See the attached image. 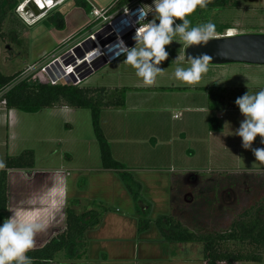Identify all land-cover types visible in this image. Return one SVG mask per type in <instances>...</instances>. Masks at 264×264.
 Instances as JSON below:
<instances>
[{
  "label": "crops",
  "instance_id": "0c3cea01",
  "mask_svg": "<svg viewBox=\"0 0 264 264\" xmlns=\"http://www.w3.org/2000/svg\"><path fill=\"white\" fill-rule=\"evenodd\" d=\"M122 57L105 65L114 64ZM173 60L159 65L164 71L153 86H146L132 77L122 83V73L117 81L112 76L106 83L95 86L126 89L124 105L103 108L99 125L113 159L141 185L143 203L139 205L140 210L144 212L149 205L150 220L173 213L171 182L174 174L183 176L182 186L194 184L191 181H195L193 176L202 170L199 161L203 157L205 161L209 155L211 160L214 157L221 173L227 170L264 171V162L257 161L251 149L242 147V139L233 135L244 119L241 113L229 111L225 116L214 118L223 124L220 127L216 122V131H210L209 113L213 111L207 107V91L212 87L264 89V66L209 65V71L198 84L187 85L176 79L177 63ZM180 60L182 66H189L184 59ZM178 90L185 94L179 95ZM191 91L194 94H188ZM79 111L55 107L28 113L41 122L39 131L35 132L30 120L21 116L23 112L8 110L0 103V124L5 126L6 134L1 145L6 147L7 156L19 143H29L35 163L37 149L42 160L40 166L34 163L30 177L23 170L7 172V211L0 213V226L15 212L25 222L46 225L35 237L36 242H41L49 239L55 229L64 228L67 205L77 214L106 205L110 208L104 206L106 211L100 225L86 233L88 262L123 264L140 259L142 262L162 260L160 263L164 264H187L189 260L169 258V250L178 243H167L153 223L137 234L133 202L115 173L102 170L101 163L99 166L87 163L85 167L74 169L72 163L64 162L61 154L68 146L79 150L81 146L93 148L94 143L97 144L95 137L90 138L89 134H63V125L72 127L76 119L85 117ZM54 125L60 129V134L50 132ZM260 140L257 136L252 148H259ZM70 154L67 157H71ZM197 156L199 161H193ZM229 162L232 167L224 165ZM73 171L86 172V177L79 178L76 184L75 177H70Z\"/></svg>",
  "mask_w": 264,
  "mask_h": 264
},
{
  "label": "rangeland",
  "instance_id": "374dc122",
  "mask_svg": "<svg viewBox=\"0 0 264 264\" xmlns=\"http://www.w3.org/2000/svg\"><path fill=\"white\" fill-rule=\"evenodd\" d=\"M17 1H19L18 5L21 4V6L17 12L15 11V18L23 27L19 28L18 38L16 40H12L9 36L10 25L5 24L1 28L0 72L3 75L11 76L17 73L19 74V80L26 79L29 83L33 84V78L38 72H41L44 66H49L52 63L59 66L72 62L76 63L75 57L80 55L82 57H80L77 63L83 66V71H86L84 74L92 72L93 75L90 74L82 80L75 81L74 85L78 87L102 85L111 80L110 77L112 76H115L117 81L118 77H121L119 76L120 73H122L123 77V80H121L123 81L122 83H125L124 81L130 77L143 81L142 78L137 77L135 69L123 62L125 59L124 55L116 63L104 65L97 70H94L95 67L99 66L102 63L101 61H103L101 55H98V59L92 60L85 66L83 64L84 61L82 62L81 59L85 57L84 53L88 54L92 52L94 44H92L90 38L93 35L97 38V41H101V44L111 39L108 33V25L106 24L108 18L120 16L128 8L153 5V0H135L120 7H117L120 0H85L91 6L89 13H85L82 8L76 6V0ZM28 3L36 6L41 14L35 16L29 5H27ZM54 14V18L58 14L61 15L62 25L58 26L60 21L57 18L49 20ZM97 14H99V17ZM101 15L103 17H100ZM192 16L195 17V26L200 23L212 21L216 26L226 25L231 29H235L234 32L237 35L264 33V0H237L234 6H232V1H230L229 5L224 9H198ZM152 18L153 16L150 13L148 19L150 20ZM132 37L131 34H127L124 37V41H127V46L135 43ZM176 39L179 40V37ZM5 45H9L12 48V55L9 56L7 54ZM184 48L185 46L182 41L180 43L174 41L170 46H166V50L169 52V58L164 62L175 60L178 56L183 60ZM79 79L81 78L79 77ZM178 92H180L179 95L185 94L181 90H178ZM188 94H194V92L191 91ZM1 95L2 93H0V97ZM78 110H80L79 114H84L85 117L76 119L72 127H65L64 125L62 127V123L59 121L58 125L62 127L63 134H73V136L89 134L90 138H94L90 111L87 109ZM223 112L222 114L221 112L213 111L209 113V117L218 119L220 115L225 116V113L229 111ZM21 116L24 119L30 120V124L35 127V132L39 131L41 122L37 116L28 113H21ZM217 122L221 127L223 121L218 120ZM55 126L50 129V132L60 134V129L55 128ZM5 138V126H1L0 124V161H4L8 155L6 147L1 145L2 142H5ZM28 147H30L29 143H19L17 148L9 150V156H17L22 150H30ZM75 148L68 146L65 148L64 153L61 154L64 162L72 163V168L79 169L87 166V163L90 166L100 165L99 149L96 143H94L93 148L91 146H81L79 150ZM66 152L72 153L70 154L71 157H67L68 153ZM36 153L37 160L35 164L40 166L42 160L39 156L38 149ZM53 157L55 158L56 156L54 155ZM195 159L199 161L198 156L192 160L194 161ZM199 164L202 170L198 171L196 177L193 176L195 181L193 180L191 182L194 184H189L187 187L182 186L180 181L183 176L177 175L178 173H175V176L172 178L171 193L174 202L172 201L171 212H173L174 216L177 217V221L183 226L189 229L200 227L221 229L230 223V220L235 218V215L240 213L242 209L253 204L254 199L257 197V199L264 198V171L244 172L242 170L235 172L233 170H227L221 173L218 170L219 164L216 163L214 157L211 160L210 155L206 161L203 157L202 161H199ZM224 165L226 167H232L230 162ZM70 177L71 179L75 177L74 182L78 184V179L85 178L86 172L73 171L70 172ZM99 206L101 207L97 205L94 208L102 211V214L104 206L110 208V206L108 207L106 205ZM86 208H90V206ZM260 216L264 219V213H260ZM150 221L151 223L153 222V220ZM171 248V251L169 250V258L172 260L185 259L189 260L187 264H201L203 258L202 243H183ZM84 260L81 263L73 261L60 262L63 261V258L59 255L52 264H106L102 262H88L86 258ZM161 261L142 262L138 259V261L124 262L123 264H164L160 263Z\"/></svg>",
  "mask_w": 264,
  "mask_h": 264
},
{
  "label": "trees",
  "instance_id": "16d2710c",
  "mask_svg": "<svg viewBox=\"0 0 264 264\" xmlns=\"http://www.w3.org/2000/svg\"><path fill=\"white\" fill-rule=\"evenodd\" d=\"M134 0H120L117 7L125 6ZM232 1L212 0L205 10L216 8L224 9ZM76 6L89 13L91 6L85 0H76ZM1 12V11H0ZM55 14L49 18L58 19L62 25V17ZM192 26L194 19L189 17ZM4 16L0 13V31ZM179 23H182L178 20ZM177 22V24H179ZM9 36L12 40L18 38L19 28L23 27L15 17L9 24ZM230 29L226 25L216 26L217 34H223ZM19 74L5 76L0 72V102H4L6 109H14L23 113H37L40 110L55 107H68L72 109H87L91 115V126L99 149L101 169L111 171L117 175L125 190L129 194L134 213L137 216V233L146 231L151 221L148 219L150 208L141 212L140 204L141 185L133 175L111 156L106 138L99 125V116L103 108L121 107L125 101V88L105 87H78L72 84L46 85L29 83L26 79L19 80ZM259 89L221 88L212 87L207 91V107L210 111H236L240 112L235 100L248 91L255 93ZM216 119H209V130L216 131ZM259 148H264L261 143ZM6 167L0 169V213L7 211V172L10 170H23L30 177L34 168L35 158L32 150H24L17 156H6ZM260 197V196H259ZM258 198V197H257ZM254 199L253 204L242 209L235 218L230 220L221 229L200 227L189 229L177 221L173 213L168 216H158L153 220L162 238L167 243H202V264H239L264 263V198ZM101 207V206H100ZM106 211L104 208L103 213ZM102 221V211L97 209L85 210L77 214L70 205L65 207V222L62 230L55 229L46 241L36 242L35 249L27 255L32 258L33 264H50L59 255L69 262H82L87 257L86 233L97 228Z\"/></svg>",
  "mask_w": 264,
  "mask_h": 264
},
{
  "label": "clouds",
  "instance_id": "9594fccd",
  "mask_svg": "<svg viewBox=\"0 0 264 264\" xmlns=\"http://www.w3.org/2000/svg\"><path fill=\"white\" fill-rule=\"evenodd\" d=\"M210 3L212 0H153V5H142L136 10L137 16L134 15L131 20L138 25L132 37L134 46H127L121 39V54L125 57L123 62L136 70L135 74L142 78L144 85H155L158 76L163 73L164 70L159 65L169 58L166 46H170L174 41H182L187 49L190 46H206L218 38L215 23L207 21L192 26L189 18L198 9H206ZM150 13L153 18L149 20ZM177 20L182 23L177 24ZM132 31V25H123V28L119 27L112 34L119 38L123 36L124 39ZM227 31L232 34L235 29L230 28ZM212 60L213 57L206 53L195 57L188 56L189 66L184 67L178 56L174 60L177 63L174 75L187 85L198 84L209 71V63ZM235 104L244 119L233 135L242 139V147L251 149L257 161L264 162V148H252L257 136L264 144V89L255 93L248 91L238 97ZM5 167V162L0 161V169ZM13 213L0 226V264H33L27 253L35 249V237L37 233L45 230L46 225L40 222H25Z\"/></svg>",
  "mask_w": 264,
  "mask_h": 264
},
{
  "label": "water",
  "instance_id": "95a60500",
  "mask_svg": "<svg viewBox=\"0 0 264 264\" xmlns=\"http://www.w3.org/2000/svg\"><path fill=\"white\" fill-rule=\"evenodd\" d=\"M35 16H39L40 10L31 3H28ZM133 45H129L132 47ZM206 53L213 57L209 65L222 66L229 64H245L264 66V33L238 34L232 37H218L210 41L206 46H190L184 48L183 59L186 63L188 56H198ZM218 53H223L219 55ZM105 65V62L95 67L97 70ZM92 72L84 74L81 79L88 77Z\"/></svg>",
  "mask_w": 264,
  "mask_h": 264
},
{
  "label": "built area",
  "instance_id": "2783aa9c",
  "mask_svg": "<svg viewBox=\"0 0 264 264\" xmlns=\"http://www.w3.org/2000/svg\"><path fill=\"white\" fill-rule=\"evenodd\" d=\"M140 8V6L135 7V8H128L124 10V15L120 14V16L114 17V18H108L106 20V24L108 25V33L111 36V39L109 41H107L106 43H102L101 41H98V43L103 46L104 49H106L108 46H111L112 44L116 43V47L113 48L115 49V52L107 57L105 56V54L101 55L103 61L105 62V64L111 63L114 60H116L117 58H119L122 54V49L120 47V44L118 43V41H121V39L123 40V42L126 44V42L123 39V36L119 37H114L112 32L115 31L116 29H118L119 27L123 28V25L126 27H130L132 25L133 27V31L130 32V34L132 36H134L135 33V27H138V25L135 24V22H132V18L134 15L137 16L136 14V10ZM97 16L99 17V14H97ZM100 17H103V15H101ZM126 22V23H125ZM127 23L129 24L127 26ZM218 37H232L237 35L236 32H234V34L230 35L229 32L226 30L223 32V34H217ZM118 43V44H117ZM127 45V44H126ZM134 46V44H131ZM129 46V45H128ZM94 51V47L92 48V52ZM119 51V52H118ZM90 52V53H92ZM118 52V53H116ZM90 53H84V56L81 60L86 61L87 64H89L87 62V56ZM100 55V54H99ZM80 57L82 56H76L75 60L76 63L72 62V63H68L65 64L63 66H59V65H54V63L49 64V66H44L43 69L41 70V72H38V74L35 75V77L33 78V82L36 84H46V85H61V84H72L74 85L75 81H79L82 79H79V77L81 78L83 76V74L86 72L85 70L83 71V68H79L81 65L80 63H77V61H79ZM98 59V58H96ZM101 59V60H102ZM95 60V59H94ZM102 62V61H101ZM85 66V65H84ZM72 82V83H71ZM4 104V102H2ZM177 117V116H175Z\"/></svg>",
  "mask_w": 264,
  "mask_h": 264
},
{
  "label": "flooded vegetation",
  "instance_id": "af4514ba",
  "mask_svg": "<svg viewBox=\"0 0 264 264\" xmlns=\"http://www.w3.org/2000/svg\"><path fill=\"white\" fill-rule=\"evenodd\" d=\"M23 1L27 0H21V2ZM18 3L19 1L17 0H0V13L4 16L2 26L5 24H9L11 18L15 17V13L19 10L21 6V4L18 5ZM1 35L2 32L0 31V37ZM5 50L9 56L13 54V50L9 45H5Z\"/></svg>",
  "mask_w": 264,
  "mask_h": 264
},
{
  "label": "bare ground",
  "instance_id": "6f19581e",
  "mask_svg": "<svg viewBox=\"0 0 264 264\" xmlns=\"http://www.w3.org/2000/svg\"><path fill=\"white\" fill-rule=\"evenodd\" d=\"M64 1V0H63ZM132 20H133V18H132ZM126 23V22H125ZM29 24H31V23H29ZM129 24L127 23V26H128ZM126 27V26H125ZM232 34H234V32L232 33ZM232 34H230V35H232ZM90 41H92V44H94V51L92 52V53H90L88 56H87V62L89 63V62H91L92 60H94V59H96L97 58V56L100 54V55H103V54H105V56H107V57H109V56H111L114 52H115V49H113V48H115L116 46V43L115 44H112L111 46H108L106 49H104L103 48V46H101L99 43H98V41H97V38L93 35V37H91L90 38ZM118 43L120 44V41H118ZM117 43V44H118ZM120 48L122 49L123 48V45L122 44H120V47H119V50H120ZM121 51V50H120ZM119 52V51H118ZM118 52H116V53H118ZM83 64L84 65H86L87 63H86V61H84L83 62ZM79 68H83V66L81 65Z\"/></svg>",
  "mask_w": 264,
  "mask_h": 264
}]
</instances>
